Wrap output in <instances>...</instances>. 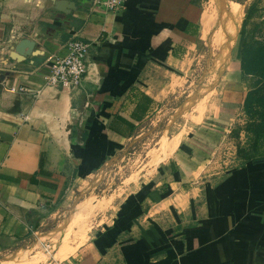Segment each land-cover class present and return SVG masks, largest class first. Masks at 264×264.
<instances>
[{"label": "crops", "instance_id": "0c3cea01", "mask_svg": "<svg viewBox=\"0 0 264 264\" xmlns=\"http://www.w3.org/2000/svg\"><path fill=\"white\" fill-rule=\"evenodd\" d=\"M55 1L0 0V254L41 229L80 177L90 173L92 183L99 180L92 171L163 99L155 71L176 65L199 39L215 74L237 70L232 44L221 48V20H233L230 10L244 5L238 1L127 0L113 13L99 11L92 0H68L74 6L61 17ZM220 5L224 16L206 26ZM236 16L241 23L243 11ZM24 37L33 42L31 50L13 56V45ZM72 39L90 42L81 85L44 86L50 57L63 55ZM222 54L225 63L216 58ZM12 85L29 91H13ZM250 88L239 91L242 107ZM185 120L197 124L163 136L150 166L160 162L161 168L118 200L114 219L89 243L90 256L74 264H96L102 248V257L117 249L123 264H264V162L242 156L249 144L240 128L229 137L230 158L210 165L217 150L225 153L218 135L197 133L201 123Z\"/></svg>", "mask_w": 264, "mask_h": 264}, {"label": "rangeland", "instance_id": "374dc122", "mask_svg": "<svg viewBox=\"0 0 264 264\" xmlns=\"http://www.w3.org/2000/svg\"><path fill=\"white\" fill-rule=\"evenodd\" d=\"M255 1L256 10L245 21L242 35L235 8L230 10L234 13L233 20L228 21L225 16L221 20L225 33L231 27L236 29V38L233 36L231 40L230 36L225 34V39L221 40V48L227 50L232 44L230 59L237 66V70L230 73L223 69L215 74L209 51L199 39L190 53L179 59L176 65L155 71V90L161 92L163 99L153 115L137 127L118 151L92 171L100 173L96 178L99 180L92 183L88 176L90 173L80 177L70 191L63 192L62 205L57 213L50 216L41 229L35 230L20 247L1 253L0 264H74L77 259L90 256L89 243L105 232H100V229H107L111 223L110 218L114 219L111 215L118 200L126 192L137 190V186L142 183L151 182L150 179L152 180L161 168L160 162L155 167H150L153 165L152 155L158 153V142L161 141L163 145V136L166 133L172 134L185 125L188 126V129L185 127L186 132L191 131L197 124H189L185 119L201 123L196 128L197 133L208 129L218 135L216 139L221 141L219 146L225 153L217 150L214 156L209 158L210 165L214 164L215 159L225 161L230 158L229 137L233 136L234 131L243 128L246 120L239 91L254 87L258 80L257 76H247L242 72L240 53L242 47L251 52L258 45L264 46V0L238 1L244 4L243 15L245 7ZM205 2L206 0H203V3ZM218 18L208 17L206 26L211 27ZM216 58L224 63L226 61L225 54ZM221 63L222 61L218 64ZM195 113L203 115L200 121L196 116L191 118V114ZM241 140L243 144H249L244 145L248 150L240 151L243 157H264V140L254 142L253 138H244V135ZM56 228L57 230H54ZM80 228L86 229V238L85 234H81ZM72 245L81 246L75 251H70ZM101 250L105 253L106 248ZM103 253H100L101 257L96 264H123L117 249L109 250L106 257H102Z\"/></svg>", "mask_w": 264, "mask_h": 264}, {"label": "trees", "instance_id": "16d2710c", "mask_svg": "<svg viewBox=\"0 0 264 264\" xmlns=\"http://www.w3.org/2000/svg\"><path fill=\"white\" fill-rule=\"evenodd\" d=\"M242 1V0H237ZM256 1L246 6L244 15L240 23V33L244 32L245 21L256 10ZM240 68L247 76H257L258 80L254 87H251L244 94L243 110L246 114V120L243 125L246 138H253L254 142L264 140V46L258 45L253 51L249 52L246 47H242L239 57ZM146 100L147 97L144 96ZM143 105H140V107ZM117 121L124 123L129 129L133 128V124L121 116H116ZM255 146V145H254ZM252 162H264V158L260 157L252 159Z\"/></svg>", "mask_w": 264, "mask_h": 264}, {"label": "built area", "instance_id": "2783aa9c", "mask_svg": "<svg viewBox=\"0 0 264 264\" xmlns=\"http://www.w3.org/2000/svg\"><path fill=\"white\" fill-rule=\"evenodd\" d=\"M127 0H92V5L101 12L117 13ZM90 42L87 40L72 39L65 43L64 53L61 56L50 57V72L43 79V85L56 86L62 89H73L81 85L86 72V56ZM16 92H28L21 86H10ZM37 93V91H35Z\"/></svg>", "mask_w": 264, "mask_h": 264}, {"label": "water", "instance_id": "95a60500", "mask_svg": "<svg viewBox=\"0 0 264 264\" xmlns=\"http://www.w3.org/2000/svg\"><path fill=\"white\" fill-rule=\"evenodd\" d=\"M74 3L68 0H56L55 3H53V7L58 11L59 17H61L63 14L68 13L69 9L73 8ZM33 46V42L27 38H20L15 42V44L12 47V54L13 56H16L17 54H23V50L26 48L28 50H31Z\"/></svg>", "mask_w": 264, "mask_h": 264}, {"label": "bare ground", "instance_id": "6f19581e", "mask_svg": "<svg viewBox=\"0 0 264 264\" xmlns=\"http://www.w3.org/2000/svg\"><path fill=\"white\" fill-rule=\"evenodd\" d=\"M218 2V1H217ZM223 4V3H222ZM221 7H217V16L218 17H221V14H223L224 13V8H223V6L222 5H220ZM235 11H236V15L237 14H241V12L243 11V5H241V4H237V5H235ZM225 14V13H224ZM224 14L222 15V16H224ZM233 14L234 13H230V16H233ZM226 16V15H225ZM214 17V16H213ZM222 18V17H221ZM226 18V17H225ZM213 19V18H212ZM223 19V18H222ZM239 19V18H238ZM237 23V22H236ZM238 24V23H237ZM238 28V27H237ZM229 31L227 32V33H225L226 35L228 34L229 36H230V38H231V40L235 37L234 35H235V32H236V29H234V28H229L228 29ZM234 36V37H233Z\"/></svg>", "mask_w": 264, "mask_h": 264}]
</instances>
